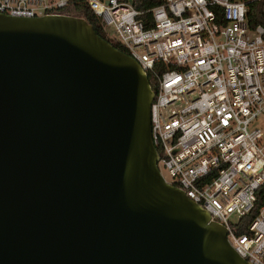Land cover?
<instances>
[{"label": "water", "instance_id": "obj_1", "mask_svg": "<svg viewBox=\"0 0 264 264\" xmlns=\"http://www.w3.org/2000/svg\"><path fill=\"white\" fill-rule=\"evenodd\" d=\"M155 95L86 17L0 12V264H252L162 175Z\"/></svg>", "mask_w": 264, "mask_h": 264}, {"label": "built area", "instance_id": "obj_2", "mask_svg": "<svg viewBox=\"0 0 264 264\" xmlns=\"http://www.w3.org/2000/svg\"><path fill=\"white\" fill-rule=\"evenodd\" d=\"M83 5L154 79L152 139L166 181L227 228L241 257L264 264V134L250 129L264 113V26L250 28L242 0H162L148 10L133 0H0V12L83 16Z\"/></svg>", "mask_w": 264, "mask_h": 264}, {"label": "trees", "instance_id": "obj_3", "mask_svg": "<svg viewBox=\"0 0 264 264\" xmlns=\"http://www.w3.org/2000/svg\"><path fill=\"white\" fill-rule=\"evenodd\" d=\"M247 3V20L250 28H256L258 25L264 26V0H242ZM162 0H133L134 5L139 10H148L151 9L158 4H160ZM80 7V6H79ZM83 10V16L94 25L97 33L102 36L104 39L110 41L114 46L119 48L122 51H126L125 47L118 41L111 39L107 36L106 31L104 29V25L102 23L101 18H99L90 8L89 6L83 5L81 7ZM152 86H155L154 79L152 76L149 77ZM263 204V199H260L256 208L249 213L243 220V227L240 232H247L249 230V225L252 220L255 218L256 214L259 211V208Z\"/></svg>", "mask_w": 264, "mask_h": 264}, {"label": "rangeland", "instance_id": "obj_4", "mask_svg": "<svg viewBox=\"0 0 264 264\" xmlns=\"http://www.w3.org/2000/svg\"><path fill=\"white\" fill-rule=\"evenodd\" d=\"M74 15H80V14H74ZM106 30L108 31V33L113 37V38H118L117 33L115 31V28L112 25H107L106 26ZM254 127H258L262 130L263 134H264V113H262L261 115H259L250 125V129L254 128ZM160 171L162 173V175L164 176V178L170 182H173L172 177L169 175V173L167 172V170H165L163 168V166H160Z\"/></svg>", "mask_w": 264, "mask_h": 264}]
</instances>
